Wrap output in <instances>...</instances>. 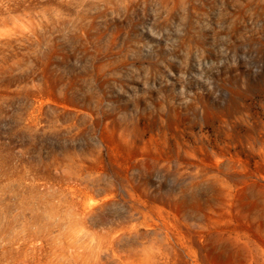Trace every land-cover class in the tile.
<instances>
[{
	"label": "rangeland",
	"instance_id": "obj_1",
	"mask_svg": "<svg viewBox=\"0 0 264 264\" xmlns=\"http://www.w3.org/2000/svg\"><path fill=\"white\" fill-rule=\"evenodd\" d=\"M4 4L0 264H264V0Z\"/></svg>",
	"mask_w": 264,
	"mask_h": 264
},
{
	"label": "clouds",
	"instance_id": "obj_2",
	"mask_svg": "<svg viewBox=\"0 0 264 264\" xmlns=\"http://www.w3.org/2000/svg\"><path fill=\"white\" fill-rule=\"evenodd\" d=\"M0 5H3V12H0V42L16 39L17 36L30 32L31 24L38 23V21H33L30 18V13L12 12L8 6L4 4V0H0ZM37 15H43L44 18L47 19L43 10L38 12Z\"/></svg>",
	"mask_w": 264,
	"mask_h": 264
}]
</instances>
